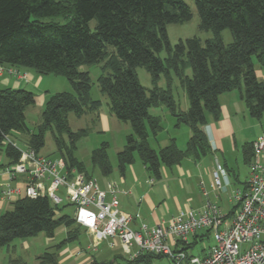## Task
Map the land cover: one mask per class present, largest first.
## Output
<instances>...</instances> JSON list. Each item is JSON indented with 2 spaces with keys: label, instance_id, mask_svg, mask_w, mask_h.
<instances>
[{
  "label": "trees",
  "instance_id": "trees-1",
  "mask_svg": "<svg viewBox=\"0 0 264 264\" xmlns=\"http://www.w3.org/2000/svg\"><path fill=\"white\" fill-rule=\"evenodd\" d=\"M195 6L199 29L211 32L213 37L204 42L194 37L171 46L167 26L185 24L193 18L183 0H0V64L32 69L40 75L64 76L74 89L51 96L44 106L41 123L31 130L26 113L36 104L35 94L26 89L1 87L0 79V158L4 155L6 159L5 163L0 159V170L14 166L21 157L18 146L5 143L7 137L21 134L26 137V145L41 154L46 133L51 131L66 171L70 175L82 172L93 177L84 172L74 157L75 143L85 131L74 132L68 115L73 113L80 119L100 111L102 102L92 98V79L82 68L103 62L106 74L98 78L100 90L108 96L113 116L130 122L133 130L124 149L117 154L121 172L138 157L151 175L160 179L163 166L173 167L187 157L200 160L210 154L211 145L202 128L209 118L220 120L222 94L240 91L250 115L261 120L264 83L256 75L254 61L264 67V0H195ZM60 17L69 21L59 24L52 20ZM47 18L51 21L45 22ZM93 21L96 24L92 29ZM225 30L232 34L229 45L222 39ZM163 51L167 53L165 59L161 58ZM139 67L152 76V89L141 85ZM188 68L192 69L191 76L185 74ZM172 71L189 100L185 112L177 110L171 89L157 86L161 75L171 78ZM163 105L179 124H186L191 130L184 151L174 140L160 150L149 144L148 127L154 135L161 130L160 119L149 111ZM243 154L250 166L253 144H246ZM93 163L104 176L113 172L104 146L94 152ZM61 227L67 229L66 239L54 252L41 255L40 264H59L60 251L66 244L78 241L81 227L73 218L63 215V207L54 206L48 197L19 199L12 210L0 217V249L16 239L41 233L54 238ZM210 235L211 231H205L201 238L209 239ZM197 243L196 240L182 250L191 255L189 251ZM160 258L165 257L146 253L134 260L117 256L93 264H154ZM13 264L25 263L17 260Z\"/></svg>",
  "mask_w": 264,
  "mask_h": 264
},
{
  "label": "built area",
  "instance_id": "built-area-1",
  "mask_svg": "<svg viewBox=\"0 0 264 264\" xmlns=\"http://www.w3.org/2000/svg\"><path fill=\"white\" fill-rule=\"evenodd\" d=\"M5 74L30 80L27 73L0 64V78ZM5 143L18 146L10 137ZM253 151L247 187L235 193L238 207L230 216L218 205L207 203L201 209L181 211L167 223L153 227L142 224L135 230L133 217L120 209L115 181L108 180L102 188L95 177L82 172L70 175L64 159L43 156L28 146L21 150L17 164L0 170V202L44 197L58 207L67 202L75 208L73 219L78 226L94 234L98 242L119 241L130 260L153 253L171 264H264V135L253 143ZM4 174L8 181L2 179ZM220 174L225 172L219 167L214 173V187L222 193L225 188ZM205 231H211L214 240L207 255L191 256L174 247L189 245Z\"/></svg>",
  "mask_w": 264,
  "mask_h": 264
},
{
  "label": "crops",
  "instance_id": "crops-1",
  "mask_svg": "<svg viewBox=\"0 0 264 264\" xmlns=\"http://www.w3.org/2000/svg\"><path fill=\"white\" fill-rule=\"evenodd\" d=\"M255 68L258 79L264 83V69L259 68L256 64ZM17 70L20 73H27L32 80L30 79L31 81L27 82L5 74L0 78L1 87L26 89L25 85L35 81L31 74L32 69L17 67ZM46 102V97L36 96L35 106L42 108ZM219 102L221 106L220 120L214 121L209 118L208 124L202 128L211 145V153L207 156L200 160L187 157L179 165L173 167L163 166L160 179L153 177L142 162H137V158L134 164L128 166L124 172L120 171L118 165H112L113 172L109 176L101 174V178L98 181L102 188L106 187L108 180L115 181L118 184L120 209L133 217V229L138 230L142 224L153 227L167 223L179 212L190 208L201 209L207 203L218 205L222 212L228 216L237 209L238 204L234 199V195L237 191L246 189L250 176V166L245 163L243 147L246 144H253L260 136L264 135V128L261 124H252L249 121L251 120L250 118L254 117L250 115L240 91L235 90L222 94L219 97ZM188 108L186 106L183 111H187ZM91 115H95L98 118L97 120L103 122L106 126H108L110 120H114L112 113L99 114L98 112ZM177 127L182 128L181 124H178ZM185 130L178 136L171 137L166 146L174 140L181 150H186L192 133L189 127ZM15 136V142L20 138L24 142L26 140V137L23 138L24 136L21 134L15 133ZM261 160L264 162V154ZM219 167L225 172V174H220L225 188L222 193H219L214 187V173L218 171ZM2 179L8 181L9 177L4 174ZM16 201L0 202V217L6 211L12 210ZM82 229L85 230L91 241H89V245L86 248L76 246L71 250L70 255H72L75 262L77 264L108 262L107 259H99L97 255L102 241L98 242L94 234L81 227ZM58 230L61 234L67 233L65 227H61ZM203 234L204 232L197 234L191 239L190 244L195 243L196 240L197 242L202 241V239L204 241L206 238H201ZM211 237L212 235H210L209 239ZM52 240L53 238H48V244ZM113 243L117 245L116 240H111V244ZM174 247L184 248L178 245ZM80 251H83V253L79 254ZM133 251H136V248H133ZM189 253L195 256H205L208 251L205 252L204 250L199 255L193 254L191 250ZM117 256L122 255H116L115 257Z\"/></svg>",
  "mask_w": 264,
  "mask_h": 264
},
{
  "label": "rangeland",
  "instance_id": "rangeland-1",
  "mask_svg": "<svg viewBox=\"0 0 264 264\" xmlns=\"http://www.w3.org/2000/svg\"><path fill=\"white\" fill-rule=\"evenodd\" d=\"M191 9L193 18L191 21L185 24H170L167 26L168 37L171 46H175L179 41H185L190 38L199 37L203 42L212 38L211 32H203L199 29L200 18L195 6V0H183ZM54 22L59 24H66L69 19L64 17L52 19ZM45 22L51 21L50 18L44 19ZM96 22L91 23V28L95 27ZM222 39L226 45L232 43L233 38L229 30H225L222 33ZM167 57L166 51L161 53V58ZM255 64H257L255 59ZM105 63H100L94 66H85L82 68L83 71H88L92 79L91 96L94 100H100L102 102V108L99 114H111L109 106L108 96L100 90L98 78L102 74H106L104 71ZM264 69V67H260ZM32 76L35 81L31 84L25 85L26 90L32 91L36 96H44L48 100L51 96L63 93V92H74L72 84L64 76L40 75L32 70ZM188 76L192 75V69L188 68L186 73ZM137 75L139 81L143 87L150 90L154 86L153 78L149 72L139 67L137 69ZM260 77H262L260 75ZM31 79V77H30ZM32 80V79H31ZM30 80V81H31ZM157 86L163 90L171 89L176 102L177 110L185 112L186 106L189 107V100L185 93V90L179 82V78L175 72L172 71L171 78L161 75ZM34 107V106H33ZM30 107L26 113L27 125L31 130H35L36 127L41 123L42 112L44 107L35 106ZM189 109V108H188ZM151 116L160 119L161 130L154 135L149 127L148 141L150 146L155 150H160L165 147L169 142V139L178 136L183 131H186L187 125L181 124L182 128H178L179 124L177 119L174 117L171 110L165 105L160 107L151 108L149 111ZM95 115H88L82 118H77L73 113L68 115V121L71 129L74 132L85 131V133L76 141L74 149V157L83 166L84 172L95 177L97 180L101 178V172L98 167L94 166L93 155L94 152L103 146L106 147L108 159L113 166L118 165L117 154L122 151L127 144V137L133 134V130L130 122H124L117 120L114 116V120H110L108 126L97 120ZM253 123L261 124L264 128V115L261 120L250 118ZM106 126V127H105ZM12 140L16 139V136L10 137ZM25 138V137H23ZM67 144H69L67 136H64ZM17 145L20 150H26V143L20 138L17 139ZM41 154L49 156L51 158H58L60 156L57 144L53 138L52 132L49 131L45 136V146L41 149ZM1 162L5 163L6 159L4 155L1 156ZM137 162L141 163L137 157ZM244 166V165H243ZM63 215H68L71 218L75 215V208L65 202L63 205ZM66 238V234H61L59 230L56 232L52 242L48 244V237L46 234L41 233L38 236L16 239L9 246L0 249V264H13L14 261L20 260L25 264H40L38 258L45 252H54L55 247L62 243ZM91 239L86 234L85 230L82 229L77 242L66 244L59 253V264H77L70 255L71 250L76 246L87 247ZM98 249V258L107 259L108 261L113 260L116 255L125 256V250L123 245L117 241V245L111 244V240L102 241ZM213 237L205 239L204 241L198 242V244L191 250L193 254L199 255L202 252H207L213 246ZM156 264H170L167 258H160L155 261Z\"/></svg>",
  "mask_w": 264,
  "mask_h": 264
}]
</instances>
